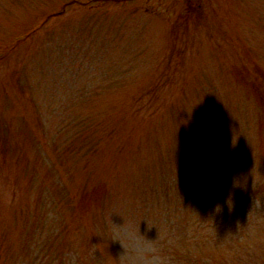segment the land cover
Wrapping results in <instances>:
<instances>
[{
  "label": "rangeland",
  "instance_id": "374dc122",
  "mask_svg": "<svg viewBox=\"0 0 264 264\" xmlns=\"http://www.w3.org/2000/svg\"><path fill=\"white\" fill-rule=\"evenodd\" d=\"M129 233L264 264V0H0V264H139Z\"/></svg>",
  "mask_w": 264,
  "mask_h": 264
},
{
  "label": "clouds",
  "instance_id": "9594fccd",
  "mask_svg": "<svg viewBox=\"0 0 264 264\" xmlns=\"http://www.w3.org/2000/svg\"><path fill=\"white\" fill-rule=\"evenodd\" d=\"M149 227H151L150 224ZM128 235L129 239L134 243L136 259L139 261V264H157V262L162 261L163 258L158 254L155 246L150 241L142 240L135 233H129ZM113 240L122 241L127 251V245L119 236H114Z\"/></svg>",
  "mask_w": 264,
  "mask_h": 264
},
{
  "label": "trees",
  "instance_id": "16d2710c",
  "mask_svg": "<svg viewBox=\"0 0 264 264\" xmlns=\"http://www.w3.org/2000/svg\"><path fill=\"white\" fill-rule=\"evenodd\" d=\"M37 224H38V222H37ZM58 233H56V234H49L50 235V237H52L53 238V240H52V242L53 241H55V237H56V235H57ZM31 247V245H27V248H30ZM46 263H50V262H46Z\"/></svg>",
  "mask_w": 264,
  "mask_h": 264
}]
</instances>
